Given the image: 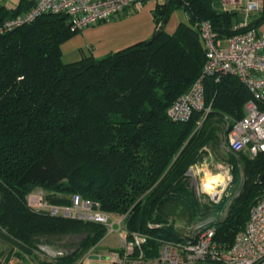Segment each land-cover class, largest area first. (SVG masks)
<instances>
[{
  "label": "trees",
  "instance_id": "16d2710c",
  "mask_svg": "<svg viewBox=\"0 0 264 264\" xmlns=\"http://www.w3.org/2000/svg\"><path fill=\"white\" fill-rule=\"evenodd\" d=\"M219 2L158 3L153 11L158 28L176 11L186 14L174 34L155 33L102 58L71 63L64 61L62 46L82 31H72L66 14H46L11 32L0 31L1 237L31 252L44 241L80 236L57 263H91L85 256L108 228L33 209L29 196L43 189L53 206L68 207L74 195H81L104 212L125 217L127 240L134 233L146 238L130 263L153 264L164 244L196 242L204 231H180L178 224L196 227L212 220L214 240L227 248L234 244L264 194V152L255 157L226 152L242 184L215 221L222 201L198 196L189 172L205 155L228 146L229 132L246 115L252 92L236 76L210 78L205 83L209 112H194L186 123L168 115L204 70L202 22H211L218 39L264 25V5L247 28L235 30L238 14L221 11ZM34 4H1L0 28Z\"/></svg>",
  "mask_w": 264,
  "mask_h": 264
},
{
  "label": "built area",
  "instance_id": "2783aa9c",
  "mask_svg": "<svg viewBox=\"0 0 264 264\" xmlns=\"http://www.w3.org/2000/svg\"><path fill=\"white\" fill-rule=\"evenodd\" d=\"M165 1L168 0H35L30 10L5 22L0 31L11 32L46 14H66L70 17L72 31H83L136 11L149 2ZM3 2L4 0H0V5ZM220 2L221 7H218L221 11L238 14L240 19L234 26L235 30L247 28L264 5L263 0ZM200 32L206 50L204 70L190 90L169 108V118L177 123H186L194 112H209L210 109L206 106V81L210 78L219 80L225 75L236 76L252 92L253 99L245 105L244 118L234 122L229 132L228 150L246 152L255 157L264 152V32L252 28L230 38L218 39L209 21L200 24ZM30 196L29 205L33 209L48 212L52 216L103 224L108 228L106 236L120 234L121 225L125 223V217L118 221L114 219V215L101 210L98 203L85 200L81 195H74L72 204L68 207L53 206L42 197ZM209 222L211 224L212 220L195 227V230L204 229L196 242L164 244L158 264H264V194L252 207L246 228L237 235L231 247H223L214 240V226L211 224L205 227ZM125 237V256L113 253L103 259L104 262L129 264L128 258L134 254L136 248L141 249L146 239L140 233H134L130 242L127 240V232ZM92 255L90 251L85 259L89 260ZM101 258L103 257L100 256ZM138 262L136 260L130 264Z\"/></svg>",
  "mask_w": 264,
  "mask_h": 264
},
{
  "label": "rangeland",
  "instance_id": "374dc122",
  "mask_svg": "<svg viewBox=\"0 0 264 264\" xmlns=\"http://www.w3.org/2000/svg\"><path fill=\"white\" fill-rule=\"evenodd\" d=\"M20 0H5L4 3L8 8H15L19 4ZM162 3V2H161ZM221 7V2L218 4ZM128 13H125L127 15ZM173 18L179 19L181 22H186L187 17L183 11H176ZM172 23L168 24V27L171 26ZM262 27L260 29L262 30ZM74 54H67L66 59L69 61L76 62L77 59L80 60ZM228 146H225L217 153H209L203 157V159L190 170L189 177L194 190L197 192L198 196L203 194L200 191V178L196 175V171L199 168L207 166V170L212 172L213 174L220 173L225 177L224 186H222V191L218 190L219 194L215 198H211L212 200H220L222 201L218 205V209L214 214L213 220L220 219L224 213L226 212L227 207L229 206L230 202L232 201L234 195L237 193L239 187L242 184V174L239 172L237 173L236 180L234 183V174H233V167L225 156L226 152H228ZM248 156L253 157L249 153H246ZM203 176V173L200 174ZM234 184V185H233ZM228 193V194H227ZM32 195L42 197L45 200L47 192L43 189H37L33 192ZM31 195V196H32ZM30 196V197H31ZM221 196V197H220ZM224 196V197H223ZM227 197V198H226ZM225 200H224V199ZM224 201V202H223ZM122 217L115 216L114 219L120 221ZM211 224L206 223L205 227H209ZM120 234L114 233L106 236L104 240H102L96 247L92 248L88 252H92L93 255L90 257L91 261L96 262H104L100 256H109L113 253L120 254L121 250H126V231H125V223L121 225ZM177 228L180 231H191L195 230V227H187L183 224H178ZM82 237L80 236H68L62 239H55L52 240L53 242L48 243L44 241L43 243L38 245V248L27 252L26 250L15 246L12 243H9L8 240L0 236V264H58V257L62 252H68L72 249L75 245L81 242ZM84 259V258H83ZM89 259V260H90ZM87 262H90L87 260ZM153 264H158V261H152Z\"/></svg>",
  "mask_w": 264,
  "mask_h": 264
},
{
  "label": "crops",
  "instance_id": "0c3cea01",
  "mask_svg": "<svg viewBox=\"0 0 264 264\" xmlns=\"http://www.w3.org/2000/svg\"><path fill=\"white\" fill-rule=\"evenodd\" d=\"M157 5L158 3L149 2L144 7L128 13L129 15L123 14L108 22L86 28L62 46L64 61L74 62L66 59L69 53L78 58L93 56L98 59L151 39L158 30L153 16ZM174 14L168 22V24L172 23L171 26L168 27V24L166 26V32L169 34H174L182 23L179 19L173 18ZM261 31L264 32V27ZM107 257L103 256V258Z\"/></svg>",
  "mask_w": 264,
  "mask_h": 264
},
{
  "label": "clouds",
  "instance_id": "9594fccd",
  "mask_svg": "<svg viewBox=\"0 0 264 264\" xmlns=\"http://www.w3.org/2000/svg\"><path fill=\"white\" fill-rule=\"evenodd\" d=\"M203 173V176L200 174ZM196 175L200 178V191L206 194L209 198H215L222 191V186L225 183V177L207 170V166L197 169Z\"/></svg>",
  "mask_w": 264,
  "mask_h": 264
},
{
  "label": "water",
  "instance_id": "95a60500",
  "mask_svg": "<svg viewBox=\"0 0 264 264\" xmlns=\"http://www.w3.org/2000/svg\"><path fill=\"white\" fill-rule=\"evenodd\" d=\"M169 1V0H168ZM168 20L166 19L163 23H162V25L158 28V30H157V32H156V36H159L160 34H162L164 31H166V26H167V24H168ZM190 173V172H189ZM264 179V176H261L260 177V180L262 181ZM90 264H109V263H107V262H102V263H100V262H96V261H92Z\"/></svg>",
  "mask_w": 264,
  "mask_h": 264
},
{
  "label": "bare ground",
  "instance_id": "6f19581e",
  "mask_svg": "<svg viewBox=\"0 0 264 264\" xmlns=\"http://www.w3.org/2000/svg\"><path fill=\"white\" fill-rule=\"evenodd\" d=\"M223 176H224V175H223ZM227 194H228V193H227ZM220 197H221V196H220ZM223 197H224V196H223ZM226 198H227V197H226ZM226 198H225V199H226ZM223 199H224V198H223ZM225 199H224V200H225ZM216 200H217V199H216ZM223 202H224V201H223Z\"/></svg>",
  "mask_w": 264,
  "mask_h": 264
}]
</instances>
